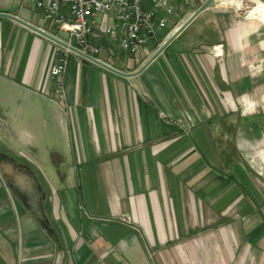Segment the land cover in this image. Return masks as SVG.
I'll return each mask as SVG.
<instances>
[{
	"label": "crops",
	"instance_id": "crops-1",
	"mask_svg": "<svg viewBox=\"0 0 264 264\" xmlns=\"http://www.w3.org/2000/svg\"><path fill=\"white\" fill-rule=\"evenodd\" d=\"M0 11L50 29L28 0ZM176 38L130 76L69 52L60 102L50 66L61 48L0 14V264H264V17ZM145 55L101 59L133 70ZM18 99L60 122V188L31 153L17 151L37 169L3 149L20 143L7 120ZM120 213L132 224L104 220Z\"/></svg>",
	"mask_w": 264,
	"mask_h": 264
},
{
	"label": "built area",
	"instance_id": "built-area-1",
	"mask_svg": "<svg viewBox=\"0 0 264 264\" xmlns=\"http://www.w3.org/2000/svg\"><path fill=\"white\" fill-rule=\"evenodd\" d=\"M63 38L92 55L105 49L114 55L122 49L129 54L150 52L148 43L162 32L175 12L176 0H28ZM61 52L50 66L56 78L59 99L65 98L63 74L69 48L58 44ZM101 59L100 56H95ZM102 60V59H101ZM81 205V204H80ZM79 205V206H80ZM83 207V205H82ZM85 213L88 214L85 209ZM119 220L129 222L128 215Z\"/></svg>",
	"mask_w": 264,
	"mask_h": 264
},
{
	"label": "rangeland",
	"instance_id": "rangeland-1",
	"mask_svg": "<svg viewBox=\"0 0 264 264\" xmlns=\"http://www.w3.org/2000/svg\"><path fill=\"white\" fill-rule=\"evenodd\" d=\"M200 0H176L175 2V12L169 15V20L168 24L165 25V29L163 28L162 32L157 33V35L154 37L155 40L151 42L152 44H148L150 51L152 52L155 48H153L155 42L158 41V44L162 42V40L169 35L172 30L177 27L179 23H181L186 17L189 16V13L196 8L199 4ZM203 1V0H201ZM220 7L225 8V10L221 9ZM220 8V9H219ZM199 16L192 22V24L189 27H185L182 29V31L179 33L180 36L177 35L176 40H174L172 45H176L177 42L183 38L190 39L192 36L196 35L197 33L200 32H209L210 30L214 33L219 32L221 26L225 24L228 19L235 18V16H247L248 11L250 10L251 13L257 14L259 16L264 17V5L260 1L256 0H214L212 3H210L206 8H204ZM224 13L225 18L224 20H217L216 17L217 15L220 16V14ZM48 31L52 32L53 34H56L57 36H61L62 38L66 36V33L63 31H55L54 29L51 30L47 29ZM170 30V31H169ZM185 30V31H184ZM64 39V38H63ZM160 40V41H159ZM55 43V42H54ZM58 45L57 43H55ZM105 50V49H104ZM104 50H102L99 54H94V56H102ZM69 52H74L72 50H69ZM68 52V54H69ZM151 52H148L151 53ZM75 53V52H74ZM145 54V53H144ZM147 54V55H148ZM111 55V54H110ZM140 55L139 54H129L127 51L119 49L116 50V53L114 55V59L121 60V63L124 62V64H132L131 59L134 56ZM145 55V56H147ZM68 59V55H67ZM68 64V63H67ZM64 90H65V85H64ZM147 95V91L146 94ZM67 96V92L65 95L64 100L59 99L60 102H65ZM19 99L17 100V107L19 106ZM38 109V110H37ZM37 109L31 110L26 104H22L14 113H12L10 116H7V120L16 119V123H14V128L17 133V139L15 141H20V143L15 146L12 145V148L15 149V151H12V149L8 147H3V149L9 151L11 154L15 156L16 159L22 160V162H26L30 166L36 168L33 163L27 162V160L24 158V156H21L18 154V149L23 150L26 153H31L32 157L35 158L37 161V164L41 166V168L44 171V174L48 178V180H52L55 184V187H58V183H60L58 174L56 169H54L53 166V161L51 160L52 157V150H58V151H63L67 147L66 141H65V136L62 135V130L60 127V122L52 115V111H48L44 108L38 107ZM161 114H163L162 111H160ZM4 116L0 117L1 123L4 124ZM47 121L48 127H46L44 124ZM1 127V126H0ZM3 128V127H2ZM4 133L2 134V136ZM3 138V137H2ZM29 142L31 144L34 143V147L30 145L28 147L26 144ZM34 148V152L31 151ZM258 148L256 149V152H258ZM253 158H258L257 155H253ZM258 160V159H257ZM69 164L63 163L61 166L62 169L68 168L67 171L70 172L71 176L68 179L73 185H76L78 180V175L76 174V166L72 167L70 164L72 163L71 160H68ZM37 169V168H36ZM2 167H0V181L2 182ZM46 177H40L39 180L42 182V184L45 185ZM46 190H48V186H44ZM60 188V186H59ZM72 190V193L76 196L75 200V209L77 210V214L79 216H85V209L82 207V201L81 199L77 198V187L73 186L70 188ZM59 195L61 194L59 191L57 192ZM14 196V195H13ZM16 199L17 197L14 196ZM49 201L51 200V196L48 197ZM18 200V199H17ZM48 206H49V202ZM63 203V202H62ZM81 204V205H80ZM80 205V206H79ZM50 213V211H49ZM125 213H120L118 215H113L112 217L110 216L109 218H104V220L109 221V220H116L119 222H122L119 220V216L123 215ZM51 215V213H50ZM129 216L130 221L129 222H122V223H127L132 224V220L129 214H125Z\"/></svg>",
	"mask_w": 264,
	"mask_h": 264
},
{
	"label": "water",
	"instance_id": "water-1",
	"mask_svg": "<svg viewBox=\"0 0 264 264\" xmlns=\"http://www.w3.org/2000/svg\"><path fill=\"white\" fill-rule=\"evenodd\" d=\"M214 0H203L201 1V3L194 8L191 13L189 14L188 17H186L181 23H179L177 25V27H175L173 29V31L167 35L161 43H159L157 45V47L148 55V57L146 59H144V61L136 68H134L133 70H123L121 68H117L116 66L112 65L109 62L103 61L97 57H95L94 55L85 52L84 50H82L81 48H78L76 45L74 46L73 44L69 43L68 41H66L65 39H63L61 36H57L56 34H53L52 32L48 31L47 29H44L43 27L34 24L31 21L25 20L22 17H20L18 14H13L10 12H6V11H0V14H4L6 16H9L12 19H16L18 21H20L21 23H23L24 25H26L29 28H32L33 30H35L36 32H38L39 34H42L43 36H47L48 38H50L51 40H53L55 43L57 44H61L62 46H65L69 49H71L72 51H76L77 53H79L80 55L84 56L85 58L92 60L94 62H97L99 64H101L104 67H107L109 69H111L112 71H114L117 74H122V75H134L135 73L140 72L144 67H146L148 65V63L151 61L152 58H154L159 52H161L163 50L164 47L167 46V44L174 39L177 34L179 32L182 31V29L191 22V20L196 16V14H198L201 10H203L205 7H207L210 3H212ZM264 2V0H261Z\"/></svg>",
	"mask_w": 264,
	"mask_h": 264
},
{
	"label": "bare ground",
	"instance_id": "bare-ground-1",
	"mask_svg": "<svg viewBox=\"0 0 264 264\" xmlns=\"http://www.w3.org/2000/svg\"><path fill=\"white\" fill-rule=\"evenodd\" d=\"M256 1H260V2H262V4L264 5V2H263V1H261V0H256ZM248 14H249V15H253V14L251 13L250 10L248 11ZM253 16H254V15H253Z\"/></svg>",
	"mask_w": 264,
	"mask_h": 264
},
{
	"label": "trees",
	"instance_id": "trees-1",
	"mask_svg": "<svg viewBox=\"0 0 264 264\" xmlns=\"http://www.w3.org/2000/svg\"><path fill=\"white\" fill-rule=\"evenodd\" d=\"M201 3V0L199 1V3L198 4H200ZM160 41V40H159ZM157 45H158V41L157 42H155V44L153 45L154 46V48L155 47H157Z\"/></svg>",
	"mask_w": 264,
	"mask_h": 264
}]
</instances>
